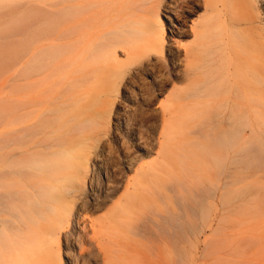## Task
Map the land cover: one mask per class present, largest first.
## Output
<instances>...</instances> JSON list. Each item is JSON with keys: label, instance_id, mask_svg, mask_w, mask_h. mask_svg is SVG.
Segmentation results:
<instances>
[{"label": "bare ground", "instance_id": "bare-ground-1", "mask_svg": "<svg viewBox=\"0 0 264 264\" xmlns=\"http://www.w3.org/2000/svg\"><path fill=\"white\" fill-rule=\"evenodd\" d=\"M260 1L132 0L150 7L144 15L129 14L122 26L97 40L91 35V0L88 5L29 6L20 71L24 84L11 91L5 112L0 110V264H62L61 249L65 264H94L99 254L107 261L100 251L85 255V237L100 248L105 224L129 211L142 188L123 180L125 193L114 213L92 221L88 229L86 210L113 198L124 179L122 163L113 157L133 144L102 133L108 108L118 105L114 93L121 92L128 102L133 96L128 89L151 85L145 76L158 81V91L178 74L196 85L201 71L217 68L223 36L228 46L240 45L246 61L251 46L239 27L263 21ZM226 11L238 16L235 28L226 21ZM160 15L166 20L164 30ZM86 26L88 35L82 30ZM186 38L193 42L185 44ZM135 39L144 52L136 55L127 49L126 61H118L116 47H129ZM83 43L88 51L81 50ZM164 49L165 57H150L154 52L163 55ZM78 56L88 65L82 62L72 70ZM145 56L148 61L136 66ZM142 96L147 103L155 98L151 90ZM123 162L126 170L134 164L129 155Z\"/></svg>", "mask_w": 264, "mask_h": 264}, {"label": "rangeland", "instance_id": "rangeland-1", "mask_svg": "<svg viewBox=\"0 0 264 264\" xmlns=\"http://www.w3.org/2000/svg\"><path fill=\"white\" fill-rule=\"evenodd\" d=\"M131 1L91 0V35L97 40L122 26L129 14L141 16L150 7ZM75 3L88 5V0H0V110L5 112L11 91L24 84L20 71L29 6ZM202 14L200 10L197 15ZM225 14L235 28L238 16ZM261 18L260 23L239 27L251 46L246 61L240 45L228 46L223 36L217 68L201 71L196 85L178 74L158 91V81L145 76L152 83L144 89L154 91L156 98L151 102L143 99L146 91L139 87L127 90L133 95L128 102L121 92L114 93L118 105L108 108L102 133L133 144L113 157L122 163L124 179L113 198L86 210L88 229L92 221L114 213L125 193L123 180L142 188L129 211L105 224L100 248L85 237L86 256L100 251L107 257L105 261L99 254L94 264H264V14ZM165 22L160 15L163 30ZM82 30L88 35V26ZM80 46L88 51L84 43ZM127 49L136 55L144 52L140 40H129V47H116L118 61H126ZM165 56V49L163 55L150 54L154 60ZM77 59L72 70L82 62L88 65V60ZM127 155L134 164L126 170ZM60 257L65 264L62 249Z\"/></svg>", "mask_w": 264, "mask_h": 264}]
</instances>
